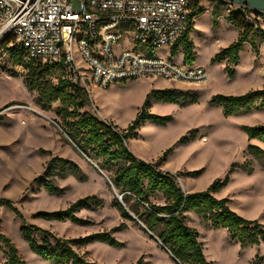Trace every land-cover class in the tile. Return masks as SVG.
<instances>
[{
  "label": "rangeland",
  "instance_id": "rangeland-1",
  "mask_svg": "<svg viewBox=\"0 0 264 264\" xmlns=\"http://www.w3.org/2000/svg\"><path fill=\"white\" fill-rule=\"evenodd\" d=\"M199 3L203 13L189 36L196 45L191 66L207 71L209 78L205 84H170L161 79L127 80L113 83L108 88L88 84L86 92L90 103L82 112L124 130L134 120L148 94L172 91L176 97L173 103L158 102L154 96L150 97L147 112L169 119L163 123H144L137 130V138L128 140L130 153L144 162L156 163L172 175L197 172L194 176L176 177L184 193L189 190L203 192L214 181L228 177V184L215 193L216 198L228 199L230 210L246 220L264 225V158L252 156L247 149L256 146L264 151V144L249 141L241 129L264 125V111L224 117L221 108L213 103L216 95L240 96L264 89V73L257 71L264 63V57L258 58V48L264 38L259 35L255 41L249 38L247 44L252 52L248 47H242L238 65L231 68L234 76L230 79L225 62L211 61L216 41L222 49L236 41L234 31L216 27L228 14L211 0H199ZM207 15L213 18L212 22ZM260 18L262 28L264 15ZM10 47L7 41L0 40V199L9 200L21 214L22 221L8 208L0 207V234L10 240L25 264H50L38 258L23 241L20 234L23 223L65 240L110 233L123 223L126 229L111 234L121 244L120 248L93 242L73 249L84 260L98 264H135L138 261L140 264H177L139 222L122 218L112 207L114 198L120 203V196L107 177L68 144L54 111H43L37 105L36 92L29 91L24 83L26 70L13 66L10 61ZM167 58L183 64L180 54L167 53ZM78 62L86 68L84 63ZM58 75L55 72L51 77L53 83ZM181 138L187 141L178 143ZM171 147H174L172 152L160 161ZM54 157L73 162L84 179L79 181L73 176L63 178L54 174L52 184L60 192L50 195L34 179L43 176L48 161ZM89 196L98 198L101 203L96 208L82 209L75 214L87 222L84 226L37 217L39 212L65 210ZM152 202L162 204L159 197L153 198ZM186 224L198 233V241L209 264H264V243L241 248L226 230H213L195 214L187 216ZM36 239L39 242L41 237L36 236ZM6 255L7 250L0 245V264L5 263Z\"/></svg>",
  "mask_w": 264,
  "mask_h": 264
},
{
  "label": "trees",
  "instance_id": "trees-1",
  "mask_svg": "<svg viewBox=\"0 0 264 264\" xmlns=\"http://www.w3.org/2000/svg\"><path fill=\"white\" fill-rule=\"evenodd\" d=\"M202 13L200 3L196 0L189 15V30L172 49V55L177 54L178 49L181 50L183 61L187 65L192 64L195 56L189 34L193 30L194 19ZM226 21L237 31V39L227 48L217 52L211 61L225 62L227 76L232 79L234 74L231 68L238 65L243 45L249 41V38L253 41L258 35L264 38V31L254 30L239 13L228 14ZM2 40L11 45V38ZM8 54L13 66H20L26 70L24 83L29 91L36 92L37 105L43 111H54L56 118L59 119L57 124L68 144L83 158L92 162L98 171L107 177L120 196V203L114 198L112 207L117 209L122 218L139 222L147 233L157 239L161 248L169 253L177 264H209L198 241V233L186 224L188 213H194L209 223L213 230H226L241 248L264 243V225L240 217L230 210L228 199H217L213 196L228 184V177L222 181H214L203 192L184 193L176 177L194 176L197 172L172 175L162 171L156 163H147L135 158L128 150V140L137 138V130L144 123L168 121V117H159L147 112L146 107L150 106L148 101L151 96H154L158 102H175L176 97L172 91H152L146 96L142 108L131 124L126 129L120 130L110 122L101 121L89 113L82 112L90 103L88 94L67 81L61 65L44 66L33 62L25 63L23 51L14 45L8 49ZM55 72L59 75L56 83H53L51 77ZM213 100V103L221 108L224 117L264 111V89L249 91L240 96L216 95ZM241 129L249 141L256 140L264 144V125L243 126ZM186 141V138H181L178 143ZM173 148L166 150L163 158L159 160L163 161ZM247 149L252 156L264 158V151L260 148L248 146ZM54 174L63 178L73 176L79 181L84 179L83 173L73 162L57 157L51 158L43 176L34 179L50 195H57L60 192V189L52 184ZM155 197L162 200L161 205L152 202ZM100 203L98 198L89 196L77 200L65 210L39 212L37 217L46 221H67L84 226L87 222L75 214L82 209L96 208ZM0 207L8 208L22 221L21 214L9 200L0 199ZM124 229L126 225L121 223L110 233L65 240L37 226L23 223L20 234L29 249L38 258L50 264H98L84 260L73 247L101 242L113 248H120L121 244L111 234ZM36 236L41 237L39 242ZM0 245L7 250L4 264H25L10 240L2 234H0ZM135 264H140V261Z\"/></svg>",
  "mask_w": 264,
  "mask_h": 264
},
{
  "label": "built area",
  "instance_id": "built-area-1",
  "mask_svg": "<svg viewBox=\"0 0 264 264\" xmlns=\"http://www.w3.org/2000/svg\"><path fill=\"white\" fill-rule=\"evenodd\" d=\"M195 1L0 0V40L11 38L27 62L61 65L67 81L85 91L88 84L108 88L136 79L205 84L204 68L167 58L189 30ZM211 1L261 29L264 14L246 5Z\"/></svg>",
  "mask_w": 264,
  "mask_h": 264
},
{
  "label": "crops",
  "instance_id": "crops-1",
  "mask_svg": "<svg viewBox=\"0 0 264 264\" xmlns=\"http://www.w3.org/2000/svg\"><path fill=\"white\" fill-rule=\"evenodd\" d=\"M214 5H216L215 3H213ZM217 6V5H216ZM218 8H224V7H220V6H217ZM203 15H206V14H203ZM208 16V15H207ZM210 19V21L212 22V20H213V18H211L210 16H208ZM198 19H199V17H198ZM197 18L196 19H194V21H193V27H194V25H195V23L197 22V20H198ZM218 29L219 28H222L223 30H225V31H234V33H235V38L237 39V36H238V33H237V31L230 25V24H228V22L226 21V20H219V22H218V24H217V26H216ZM213 29V32H215L216 30L214 29V28H212ZM193 30H194V28H193ZM193 30L190 32V34H189V36L191 37V35H192V32H193ZM261 30L262 31H264V26H262V28H261ZM257 38V37H256ZM256 38H255V40H256ZM254 40V41H255ZM190 42L193 44V46H194V48H196V45H195V42L192 40V38L190 39ZM216 42H218V41H216ZM214 43V46L216 47V50L213 52V54L211 55V57L213 58V56L217 53V52H219L222 48L221 47H219V42L218 43ZM226 45H224L223 47H225ZM244 47H248V49H249V51H251V49H250V46L246 43V44H244L243 45V48ZM252 52V51H251ZM258 52H259V57L258 58H260L261 59V57H264V42H261L260 43V46H259V48H258ZM194 53H195V50H194ZM177 54H180V56L183 58V55H182V52H181V50H179V52H177ZM195 56H196V53H195ZM195 56H194V59H195ZM239 63V62H238ZM260 67H261V65H260ZM258 72L260 71V68L257 70ZM208 78H209V75H208ZM208 80V79H207ZM127 147H128V145H127ZM147 163H151V162H147ZM153 163V162H152ZM160 169L162 170V171H165L164 169H163V167H160ZM166 172V171H165ZM173 174V173H172ZM188 193H192V190H189V191H187ZM215 198L217 197L215 194L213 195ZM189 214H194V213H188L187 214V216L189 215Z\"/></svg>",
  "mask_w": 264,
  "mask_h": 264
},
{
  "label": "water",
  "instance_id": "water-1",
  "mask_svg": "<svg viewBox=\"0 0 264 264\" xmlns=\"http://www.w3.org/2000/svg\"><path fill=\"white\" fill-rule=\"evenodd\" d=\"M216 1H220L222 3H231L236 5H246L254 13L264 14V0H216ZM155 240L157 241V239Z\"/></svg>",
  "mask_w": 264,
  "mask_h": 264
}]
</instances>
